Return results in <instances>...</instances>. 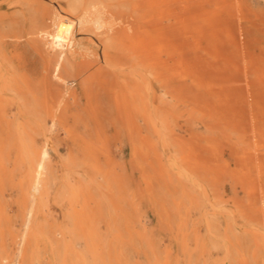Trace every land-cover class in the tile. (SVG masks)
Instances as JSON below:
<instances>
[{
    "label": "rangeland",
    "instance_id": "374dc122",
    "mask_svg": "<svg viewBox=\"0 0 264 264\" xmlns=\"http://www.w3.org/2000/svg\"><path fill=\"white\" fill-rule=\"evenodd\" d=\"M110 2L119 27L132 2ZM45 11L71 12L70 2L0 0V46L27 63L19 71L31 81L24 93L40 111L46 99L70 109L68 122L33 132L39 146L50 140L51 167L35 193L39 242L27 258L17 247L32 203L13 164L0 167V264H185L188 253L193 264H264L262 252L252 256L244 215L246 180L264 179V0H154L151 31L129 42L151 64L139 89L107 74L86 87L72 83L75 103L65 88V97L45 88L43 43L30 33L32 14ZM96 35H75L88 60L103 52ZM115 39H108L113 51L129 52ZM4 73L5 95L19 97L11 88L26 83ZM89 197L104 200L101 255L89 254L77 232ZM60 231L68 252L56 244Z\"/></svg>",
    "mask_w": 264,
    "mask_h": 264
},
{
    "label": "bare ground",
    "instance_id": "6f19581e",
    "mask_svg": "<svg viewBox=\"0 0 264 264\" xmlns=\"http://www.w3.org/2000/svg\"><path fill=\"white\" fill-rule=\"evenodd\" d=\"M125 1L132 2L131 12L127 14L126 20H121L124 24L119 27L116 26V20L120 19L116 11V4L114 5L110 0H69L71 12L45 11L46 13L42 14L38 12L32 14L30 33L34 36L31 37V41L43 43V47L39 51L45 63L43 81L47 92L59 91V88L63 87L75 103L74 88L70 87L72 83L79 81L80 86L86 87L92 80L101 79L107 74L117 78H131L137 81L134 89H139L141 86L139 81H143L145 78L142 75L143 67H151V64L146 62L141 47H131L129 42L135 37L147 35L151 31L150 18L148 17L154 0H118L121 3ZM34 6H29V9L33 10ZM140 11L141 14H139ZM78 30L96 32L102 42L103 52L96 51L94 59L88 60L87 52L75 46V35ZM161 30L166 35L165 27ZM109 38L113 40L116 38L115 40L121 41L122 44L123 40L127 41L129 52L121 54L113 51L108 41ZM91 40L93 41V39ZM3 48L2 44L0 46V78L5 75V67L7 74L12 76L13 80L23 79L26 83L25 87L16 84L14 87H10L19 96L11 98L5 95L7 93L6 85L0 83V167L5 169L7 162L13 164L11 171L19 174V188L24 195V201L30 198V203H32L27 205L24 215L26 229L21 234L17 247L18 253L27 258L30 248L33 245L37 247L39 242L38 232L32 225L35 216L33 205L35 193L48 184L51 167L48 153L50 140L43 138V144L39 146L33 132L39 130L41 133L40 128H46L49 124L54 126L68 122L70 109L69 103L61 105L59 102L58 106H54L52 102L48 101L47 103L48 99L46 102L44 101L46 104H42L45 105L44 111H40L38 105H33L30 95L25 94L31 81L26 72H19L27 63L21 61V57L17 55L7 56ZM2 57L5 62L2 61ZM156 67L161 69L162 65ZM53 76L56 79L52 78ZM59 93L61 97H65L62 96V92L59 91ZM72 117L76 122L82 120L80 112L74 113ZM96 123L99 125L98 121ZM246 181L249 192L248 205L246 211L244 210V215L250 224L247 234L250 236L252 256L257 259L262 252L264 258V179L251 176ZM83 191V189L79 190L76 196L82 194ZM110 195L111 193H109V197H111ZM103 207L104 200L95 197L86 198L83 207L85 215L76 225L81 240L86 244V251L92 255H101L103 252L102 222L105 220ZM59 233L62 237L60 239L55 237L56 244L62 241L65 252L70 251L71 247L66 239L65 231ZM184 247L187 251V244H184ZM188 254L190 256L184 259L185 264H193L191 253Z\"/></svg>",
    "mask_w": 264,
    "mask_h": 264
}]
</instances>
